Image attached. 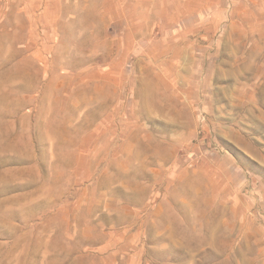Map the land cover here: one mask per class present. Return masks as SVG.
Segmentation results:
<instances>
[{
  "label": "rangeland",
  "instance_id": "obj_1",
  "mask_svg": "<svg viewBox=\"0 0 264 264\" xmlns=\"http://www.w3.org/2000/svg\"><path fill=\"white\" fill-rule=\"evenodd\" d=\"M0 264H264V0H0Z\"/></svg>",
  "mask_w": 264,
  "mask_h": 264
},
{
  "label": "bare ground",
  "instance_id": "obj_2",
  "mask_svg": "<svg viewBox=\"0 0 264 264\" xmlns=\"http://www.w3.org/2000/svg\"><path fill=\"white\" fill-rule=\"evenodd\" d=\"M226 90V89H225ZM226 92V91H225Z\"/></svg>",
  "mask_w": 264,
  "mask_h": 264
}]
</instances>
